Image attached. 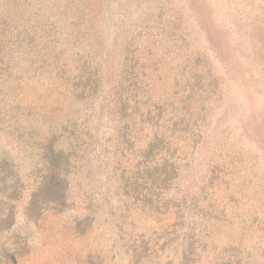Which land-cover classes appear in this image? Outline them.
<instances>
[{"label": "rangeland", "instance_id": "1", "mask_svg": "<svg viewBox=\"0 0 264 264\" xmlns=\"http://www.w3.org/2000/svg\"><path fill=\"white\" fill-rule=\"evenodd\" d=\"M79 8L93 11L89 32L111 50L104 96L95 105L104 124L113 118L108 105L124 58L132 53L128 42L144 36L145 43L137 44L149 43L143 101L159 102L162 122L171 128L168 135L183 136L178 137L176 175L158 203L144 204L142 197L125 196L93 162L83 184L77 183L74 206L49 208L37 221L19 210L17 221L33 233L22 264H264V0L27 2L26 14L41 21L36 36L21 49L0 45V54L13 57L10 71L22 72L10 102L26 120L56 107L40 68L52 53L54 36H63L61 44L69 30H76L66 23L76 21ZM14 11L0 0L4 38V21L21 12ZM89 42L88 37L69 38L65 44L78 53ZM73 60L77 64L78 57ZM10 112L16 113L10 107L8 118ZM39 121L44 123L42 117ZM49 127L45 123L43 132ZM193 129L204 137L185 148L183 138ZM28 155L22 152L19 162L30 171ZM84 192L90 194L86 205ZM140 245L150 251L136 259Z\"/></svg>", "mask_w": 264, "mask_h": 264}, {"label": "trees", "instance_id": "2", "mask_svg": "<svg viewBox=\"0 0 264 264\" xmlns=\"http://www.w3.org/2000/svg\"><path fill=\"white\" fill-rule=\"evenodd\" d=\"M30 1L33 0H4L15 7L14 13L17 9L21 12L15 14L17 18L11 15L10 22L4 21L6 38L0 36V45H16L21 49L36 36L41 21H32L26 14L29 9H23ZM88 11L85 8L74 11L76 21L66 25L76 30H69L67 40L60 44L61 34L52 40V53L40 68L45 73L39 74L47 77V90L57 103L52 112L42 113L34 121L24 119L18 106L10 102L22 72L10 71L13 57L0 54V147L4 149L0 154V264H22L31 252L33 233L17 221L19 210L27 215L28 221H37L49 208L63 210L74 206L77 183L83 184L85 171L92 168L93 162L103 166L102 175L124 191L125 196L142 197L144 204L154 200L158 203L169 192L170 180L176 175L175 157L181 148L178 138L181 136L168 135L171 128L162 122L159 102L147 105L143 101L148 88L145 46L149 44H144V36L141 37L144 41L133 39L126 46L133 47V54L128 52L124 58L111 97L115 104L108 105L113 118L110 125L104 124L101 110L95 105L104 96L105 67L111 50L106 51L102 42L93 39L88 25L94 20L93 11ZM85 17L89 20L83 24L81 20ZM80 37H88L92 43L78 53L75 47L71 51L70 44L65 42L69 38L78 42L83 39ZM138 41L144 43L137 44ZM74 56L78 57L77 64ZM10 107L16 113L10 112L8 118ZM41 117L44 123L38 125ZM45 123L50 127L43 132ZM144 133L146 144L141 146L144 140L140 137ZM203 137L200 130H191L183 138L185 148L196 147ZM192 143L195 144L189 146ZM22 152L26 156L30 152V171L19 162ZM80 196L86 205L89 192ZM148 251L147 245H140L134 257L139 259ZM86 264L97 263L89 260Z\"/></svg>", "mask_w": 264, "mask_h": 264}]
</instances>
